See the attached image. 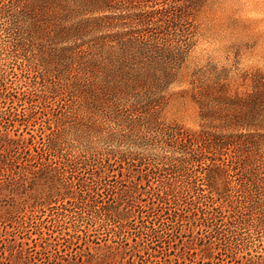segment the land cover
Returning <instances> with one entry per match:
<instances>
[{"label": "trees", "instance_id": "1", "mask_svg": "<svg viewBox=\"0 0 264 264\" xmlns=\"http://www.w3.org/2000/svg\"><path fill=\"white\" fill-rule=\"evenodd\" d=\"M158 1L0 0V15L6 18L0 33L4 31L9 38L10 55L22 56L28 62L27 54L36 48L34 55L51 78L49 92L69 98L68 114L70 110H85L91 115L94 112L112 115L111 118L126 124H118L122 127L120 132L125 126L128 133L138 134L143 142L170 150L169 154L156 157L112 154L103 158L90 176L97 182L108 181V185L101 182L105 186L100 187L97 183L95 189L86 191L87 215L117 224L119 234L131 225V213L121 203L125 199H142L145 193L141 190L145 189L153 200L150 206L157 205L161 212H170L172 202L189 198L190 203L186 204L190 213L202 222L198 230L211 236L225 232L220 207L235 208L243 214L237 219L234 215L227 218L233 229L226 233L238 232L239 227L246 225L253 230L264 229V84L261 78L254 77L249 91L232 93L229 83L195 81L192 90L203 120L202 128L190 132L179 125L165 127L158 123L154 99L147 95L175 80L184 49L188 47L180 39L190 26L187 12L195 6L194 0ZM0 72L7 71L0 67ZM3 88L0 82L1 96ZM66 112L62 111L60 118ZM94 124L92 121L91 125ZM55 129L45 128L41 142L31 143L28 148L34 151V175L46 176L50 181L47 195L42 197L44 204L57 200L68 204L74 195L71 186L62 183L61 171L82 167L74 162V157H68L70 153L63 156V145L59 136H55ZM14 146L17 143L0 135V187L4 177L5 185L13 184L12 174L17 167ZM51 160L60 164L53 167L49 164ZM132 168H137L139 184L130 182L131 186L124 185L126 189L122 190L119 184ZM167 171H171L169 176L158 184L148 179L151 173ZM181 172L186 176L181 182L184 185H179L173 175ZM113 180L117 185L109 184ZM251 212L256 220L245 219ZM161 216L159 213L158 217ZM177 217L183 221L181 215ZM149 218L150 212L141 216L140 228L158 236L164 223L147 226ZM174 225L171 229L179 224ZM169 231L162 235H169ZM72 236L71 240L79 238ZM241 243L243 240L237 238L234 249H239ZM136 246L128 247V251H137ZM58 253L55 249V254ZM213 253L214 248L209 246L201 251V257L212 262ZM136 256L139 259L135 264H145L142 256ZM31 258L28 254L24 264H34ZM228 260L227 264L238 262L235 256Z\"/></svg>", "mask_w": 264, "mask_h": 264}, {"label": "rangeland", "instance_id": "2", "mask_svg": "<svg viewBox=\"0 0 264 264\" xmlns=\"http://www.w3.org/2000/svg\"><path fill=\"white\" fill-rule=\"evenodd\" d=\"M194 2V9L187 12L190 15L188 32L180 38L188 47L184 49L183 63L175 80L160 91L147 95L154 99L158 123L165 127L179 125L190 132H198L203 125L192 90L193 82L229 83L232 93L249 91L254 77L261 78L264 84V0ZM5 23V16L0 15L1 29ZM0 35L3 38H0V67L7 71L0 72V82L4 85L3 95H0V135L17 143L14 146L17 147L14 149L17 167L12 174L13 184L5 185L4 177L5 184L0 187V264H24L28 254L34 264H135L139 259L136 255L142 256L145 264H227L231 256L238 261L234 264H264L263 227L253 230L249 225L238 226V232L226 233V230L233 229L227 223L230 215L236 219L243 217L235 208L225 210L220 207L225 232L219 236L198 230L202 222L196 221L198 217L190 213L191 208L186 204L190 203L189 198L181 199L179 203L176 200L171 203L170 212H161L157 205L150 206L153 200L145 189L141 190L145 193L142 199H125L121 203L131 213V225L124 227L119 234L117 224L87 215L84 211L89 199L86 191L95 189L97 183L108 185V181L97 182L90 176L103 158L112 154L156 157L169 154L170 150L143 142L138 134L128 133L125 126L120 132L122 127L118 124L125 123L111 118L112 115L106 117L101 112L91 115L85 110H70L68 114L69 98L49 92L51 78L34 55L36 48L27 54V62L22 56L10 55L9 38L4 31ZM62 111L66 115L60 118ZM92 121L94 125H91ZM47 127L56 128L55 136H59L63 145V156L70 153V156L66 155L74 157V162L82 167L81 170L66 168L61 171L62 183L65 187L71 186L74 195V200L68 204L58 200L44 204L42 197L47 195L50 181L46 176L34 175V151L28 146L41 142ZM49 164L54 167L60 163L51 160ZM118 167L114 165V169ZM129 171L119 184L122 190L126 189L124 185L131 186L130 182L139 184L137 168ZM169 173L171 171L151 173L148 179L158 184ZM173 175L179 185H184L181 182L185 180V174ZM8 179L10 181L11 177ZM109 184L115 185L116 182L113 180ZM214 203L219 205L216 201ZM147 212H150L147 226L157 227L164 223L158 236L140 228L141 216H146ZM159 213L161 217H158ZM250 214L245 219H257L254 212ZM177 215H181L183 221H178ZM176 222L179 225L171 229ZM166 230H170L169 235H162ZM72 235L79 238L71 240ZM237 238L243 243L239 249H234ZM135 244L137 251H128V247ZM209 246L214 248L212 262L201 257V251ZM55 249L59 250L58 255Z\"/></svg>", "mask_w": 264, "mask_h": 264}]
</instances>
